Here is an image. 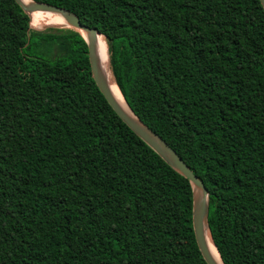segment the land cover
<instances>
[{"label":"trees","instance_id":"1","mask_svg":"<svg viewBox=\"0 0 264 264\" xmlns=\"http://www.w3.org/2000/svg\"><path fill=\"white\" fill-rule=\"evenodd\" d=\"M33 1L105 37L131 111L207 188L223 264H264L260 0ZM193 205L100 92L85 38L0 0V264H207Z\"/></svg>","mask_w":264,"mask_h":264},{"label":"water","instance_id":"2","mask_svg":"<svg viewBox=\"0 0 264 264\" xmlns=\"http://www.w3.org/2000/svg\"><path fill=\"white\" fill-rule=\"evenodd\" d=\"M21 6L23 11L30 17L36 12H52L60 14L69 24L66 26H48L47 28L71 29L79 32L87 41L89 47V61L91 65L92 76L98 86L100 92L105 97L108 104L114 112L123 120V122L151 149H153L173 170L187 178L193 187L194 192V205H193V230L199 250L207 264H217L212 257L207 241L206 230H209L208 225V205H209V192L204 183L191 171L183 159L174 151L158 134L151 130L148 126L143 124L135 115V119H131L124 110L120 107L110 88L104 79L96 56V38L101 33L94 28H90L80 21V18L73 12L52 6L50 4L35 2L26 5L22 0H16ZM264 8V0H260ZM80 31H84L86 36ZM134 114V113H133Z\"/></svg>","mask_w":264,"mask_h":264},{"label":"bare ground","instance_id":"3","mask_svg":"<svg viewBox=\"0 0 264 264\" xmlns=\"http://www.w3.org/2000/svg\"><path fill=\"white\" fill-rule=\"evenodd\" d=\"M26 5H29L33 2V0H22ZM31 25L37 27H48V26H66L69 27L68 22L58 13L52 12H36L31 15ZM81 33L86 34L84 31H80ZM106 39L103 35H98L96 38V56L99 63L100 71L106 80L110 91L120 107L124 110V112L130 116L131 119H135V116L129 106L127 105L117 83L113 77L111 68H110V58H109V50ZM206 241L208 245V249L214 258L217 264H223L222 259L219 255V252L211 238L210 232L206 230Z\"/></svg>","mask_w":264,"mask_h":264},{"label":"rangeland","instance_id":"4","mask_svg":"<svg viewBox=\"0 0 264 264\" xmlns=\"http://www.w3.org/2000/svg\"><path fill=\"white\" fill-rule=\"evenodd\" d=\"M34 27L35 29H43V27H37V26H32Z\"/></svg>","mask_w":264,"mask_h":264}]
</instances>
